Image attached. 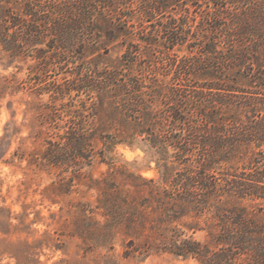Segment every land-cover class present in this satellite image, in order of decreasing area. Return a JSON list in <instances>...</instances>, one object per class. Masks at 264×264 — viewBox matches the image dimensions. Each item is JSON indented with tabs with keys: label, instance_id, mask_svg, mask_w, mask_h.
Instances as JSON below:
<instances>
[{
	"label": "trees",
	"instance_id": "obj_1",
	"mask_svg": "<svg viewBox=\"0 0 264 264\" xmlns=\"http://www.w3.org/2000/svg\"><path fill=\"white\" fill-rule=\"evenodd\" d=\"M104 35L128 43L119 67L99 69L80 52ZM159 35L168 46L188 42L191 52L166 87L149 65L133 71L139 42ZM0 43L14 58L38 59L39 70L52 58L80 61L65 87L38 83L52 101L71 91L92 101L48 141L50 162L76 165L70 153L85 148L90 165L97 136L105 148L142 137L156 149L160 176L145 180L150 195L140 206L157 215L158 241L134 250L197 264H264V0H0ZM205 213L212 223L192 228L206 240L187 237L178 222Z\"/></svg>",
	"mask_w": 264,
	"mask_h": 264
},
{
	"label": "rangeland",
	"instance_id": "obj_2",
	"mask_svg": "<svg viewBox=\"0 0 264 264\" xmlns=\"http://www.w3.org/2000/svg\"><path fill=\"white\" fill-rule=\"evenodd\" d=\"M108 36L80 51L99 69L119 67L127 50L122 36ZM187 43L168 46L161 35L151 45L139 42L133 71L149 65L160 84L168 86L176 61L191 54ZM9 54L0 43V264H197L195 258L134 250L158 241L157 215L150 208L142 213L140 206L150 195L145 180L160 176L159 154L145 139L105 148L97 136V154L90 165L85 148L70 153L79 161L76 165L48 160V141L58 140L70 119L77 121L81 112L87 114L82 103L90 106L92 101L85 94L75 96V91L52 101L51 91L38 93V83L65 87L80 70L77 57L52 58L48 67L39 70L35 57ZM46 104L54 105L56 116ZM90 120L84 117L83 123ZM114 206L116 211L107 216L105 210ZM212 221L211 213H205L178 223L187 237L204 242L206 231H194L192 226L205 227Z\"/></svg>",
	"mask_w": 264,
	"mask_h": 264
}]
</instances>
